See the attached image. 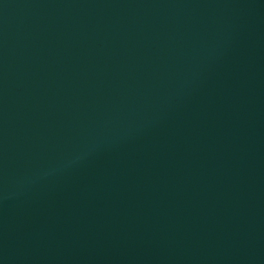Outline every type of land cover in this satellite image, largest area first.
Here are the masks:
<instances>
[{
  "label": "water",
  "instance_id": "1",
  "mask_svg": "<svg viewBox=\"0 0 264 264\" xmlns=\"http://www.w3.org/2000/svg\"><path fill=\"white\" fill-rule=\"evenodd\" d=\"M0 264H264V0H0Z\"/></svg>",
  "mask_w": 264,
  "mask_h": 264
}]
</instances>
